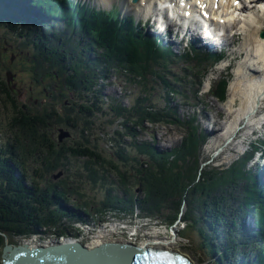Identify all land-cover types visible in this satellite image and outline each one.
<instances>
[{"label": "trees", "instance_id": "obj_1", "mask_svg": "<svg viewBox=\"0 0 264 264\" xmlns=\"http://www.w3.org/2000/svg\"><path fill=\"white\" fill-rule=\"evenodd\" d=\"M34 3L36 7L45 11L46 15L51 18L56 16L58 21H61L63 25L66 24L68 31L72 29L71 27L75 28L72 35L69 32L56 35L61 41L68 37L71 40L68 47L60 50L39 49L34 45V52H31L32 58L42 59L49 65L61 63L63 60V68L59 67L57 71L62 72L63 81L68 85H62L63 94L65 96L73 94L78 101L75 117H78L79 113L86 114V110H89L87 107L89 100L95 105V111H88L89 115L96 116L95 112L101 110V106H98L100 104L98 89H91L92 84L96 83L94 76L98 74L93 68L100 66L102 71L120 67L129 75L138 76L142 89L135 91L137 95L132 100L131 107L138 113L137 115H126L122 110L118 111L112 107L114 111H118L119 116L123 117L122 123L125 127L120 134L130 137L123 142L122 146H118V154L103 150L100 154L75 140V144L65 143L61 159L48 163L45 159L47 152L42 148L45 146L50 149L51 140L44 138L38 141L34 136L31 142L23 144L28 147L27 149H24L22 145L19 149L10 141L0 142V257L5 237L11 236L12 239L15 236H28L34 232H43V227L49 228L53 225L52 223L55 224L56 220L49 215L72 193L68 188L64 189V185L69 184V174L61 175V183L64 184L61 186L53 183V180L52 183L46 184L48 179H44L43 176L53 179L55 171L63 172L66 168L68 170L74 168V173L80 175L82 167H89L90 169L86 171L87 183L95 182L97 186L102 187L100 210L95 213L88 210L81 213L87 215L88 212L87 217L90 221L96 220V216L100 217L101 214L106 215L107 212L113 213L121 209L131 211L133 205L137 204L147 216H159L157 210L161 208H166L167 212L170 210L169 215L160 217L163 221L172 223L178 217L180 206L185 201L187 212L182 216L184 227L197 234L198 247L213 264H239V254L243 257L241 264H264V190L256 187L259 182L252 174L256 172L247 170L244 174L243 161L241 164L228 165L221 170H216L213 166L209 167L211 170L201 169L200 174L197 175L198 135L193 126L186 124L188 129L183 142L174 147L170 153L154 152V146L149 145L147 141L138 142L136 139L138 132L131 131V127L128 126L137 125L136 119L150 121L152 124L175 123L171 119L173 111L168 107L164 110L149 98L154 87H150L149 90L146 88V80L148 77H153L151 75L153 74L162 79L167 91L176 90L169 80L162 77L161 69H158L165 66L169 51H160L158 47L151 46L148 41L134 36L137 32L142 36V33L136 30L134 17L132 15L120 17L115 6L110 10H96L69 0H35ZM18 21L21 19L18 18ZM145 38L151 41L150 37ZM46 41L49 45L51 44V41ZM86 52L90 55V52H93L95 55L89 56ZM199 63L200 61L195 64ZM183 69L188 70V67L184 66ZM46 77L55 82L58 76L52 72L47 73ZM0 84L6 91L5 83L0 82ZM225 84V80L219 84L217 89L219 96L223 95ZM46 105H50L51 110L54 111L51 113L57 118V106L46 103L42 107ZM20 107L24 108V104L20 103ZM118 108L125 109L121 106ZM25 110L19 120V124L24 128L30 130L33 123L39 126L38 123L45 119L42 113ZM58 113L60 114L59 111ZM65 121L71 128L76 129L79 126L69 117ZM126 123L128 125H125ZM29 132L23 131L22 134ZM82 134L79 135L82 136ZM137 151L141 154L140 157L132 155V152L137 154ZM35 152L40 157H36ZM124 154L130 159V163L127 162V158L123 160ZM70 156L85 157L89 164L82 167L71 165L69 164ZM187 158H191L193 163L186 161ZM181 162L185 163L179 166ZM43 165L45 170L41 172ZM159 169H162L161 172H158ZM238 181H243L240 188ZM132 182H134L133 186L139 188L138 195L134 194L137 192L136 187L129 186ZM74 194L84 201L85 193L74 190ZM78 202L82 205V201ZM169 205L172 206L169 207ZM239 210L253 212L257 227V230L253 232L255 235L259 234L257 236L260 240L245 242L246 233L242 231L244 227L239 224L236 214ZM218 225H223L220 231ZM221 235L224 237L222 238ZM239 236L245 237L243 238L245 241L239 240ZM250 244L258 248L251 254Z\"/></svg>", "mask_w": 264, "mask_h": 264}, {"label": "rangeland", "instance_id": "obj_2", "mask_svg": "<svg viewBox=\"0 0 264 264\" xmlns=\"http://www.w3.org/2000/svg\"><path fill=\"white\" fill-rule=\"evenodd\" d=\"M1 3H3L2 0H0V4ZM16 7L18 10L26 11V20H28L29 18L28 13H31L33 16H35L37 20H32L29 23L18 21L19 23L17 22L14 27L15 33L9 29L4 30L3 26L0 25V82H4L5 87L7 88L5 89L6 91H4V86L0 84V141H10L11 143H15L19 149L21 145L24 149H27L28 147L23 144L31 142L32 137L34 136H36L38 141H41V139L44 138L49 141L51 140L49 142L51 146L50 149H47L45 146L42 148L47 152V156L45 157V159L48 161V163H51L50 161L61 159V154L63 153L65 143L73 144L75 140L80 141L82 145L92 148L94 151L100 154H102V150L107 153L112 152L113 154H118V146H122L123 142L127 141L130 137L126 134H120L122 133V130H124L125 126L122 123L123 117L119 116L117 112L119 110H122L126 115L138 114L134 111L133 107H131L130 96H128V98L124 96L126 95L124 92L132 91L133 89L130 88L126 84V82H123V80H121L122 78L114 72H109L108 77H106V80L102 84L100 83L101 80L99 79V76L96 75V77L94 78L96 80V83L92 84L91 89L100 87L98 91L100 93L99 98L103 100L102 103L99 104L101 106V110L96 112V116L89 115L88 117H75V111L78 109L75 99L72 98V96H68L67 98H65V103H63L64 94H60V91H63L64 89H58V86L61 85L62 87V75L57 73L59 82L52 86L51 79H48L47 81L45 78H40L38 74L46 71L49 67L55 70L53 67L45 65V63L41 59H38V61L34 60L39 65V68L36 69L35 72L30 66H28L30 70L23 69L21 68V65H23L21 64V58L17 57L15 54L17 51L32 49V47L30 46L31 43L33 44V46L36 45L39 49L60 50L68 47L71 40L68 37H65V40L62 41L59 38L58 40H48L47 37L49 35H47L46 32H49L52 26V23L48 20L49 16L38 13L35 8H31V6L29 7L22 1H19L14 7H10V12L13 13L17 11ZM138 11L139 12H135L137 17H142V22H144V15L142 14V12L144 11H140L139 8ZM41 12L44 13L45 11L42 10ZM262 19L264 20V18ZM64 25L65 27H68L66 24ZM25 27L30 33V37L27 41L28 43H30V45L21 43L15 36L20 31L24 30ZM144 27L147 29L149 27L151 28L148 31L149 33H152L151 31H156V25L150 21L146 25H144ZM263 30L264 29H261L260 32ZM232 31L229 28L227 34L221 37V39H224L228 44V46L224 48L225 56L218 63L210 66L208 72L205 74L201 86V96L199 95L200 98L197 101H195L194 99H189L188 104H184L182 100L184 96H177L178 94H170L172 98H169L170 105H175L176 103L178 105L176 112L178 117H183L185 119V116H194V123L192 124H197L199 127L198 129L202 133H207V135L205 134L204 138L199 142L197 147L196 155L199 163L197 175H199V170L201 169L205 170L213 166L214 168H216V170H221L225 169L228 165L241 164L243 160L245 161L244 165L242 166V172L244 174H246L247 170L255 171L254 163H256V156L259 153L255 154L254 157L251 158L250 161H248L249 163L244 158H240L239 156L242 155V153L246 149H249L250 151L252 146H256L259 141H262L264 139V125L261 126L260 121H258L259 118L261 120H264V110H260V113L256 112V114L258 113V117L252 121H249V118L245 119L242 115H240V119L236 122V124H233L234 117L230 116L231 113L234 112V110L236 111L238 109L239 106L237 108L236 106L239 104L238 102L241 101L235 98V103L229 105L232 86H236L237 84V82L235 81L240 71V62H243L241 64L244 65L245 59L243 56L244 53L241 52L243 42L245 41L244 34L241 33L240 37L238 38L235 36H231ZM234 31L241 32V30L238 29V25L236 26ZM69 34L72 35V31H69ZM177 38H179V35ZM46 40L51 41V44L49 45ZM24 44L27 46H24ZM183 49H186V40H180L178 48L174 47V51L178 53L182 52ZM238 52H241L240 57L235 56V54ZM10 53H12V61L10 60ZM222 54H224V52H222ZM62 58L63 57L61 55V59ZM62 61L63 60H61V63ZM182 62L184 61L181 59H176L174 63L169 64L163 72V74L168 78L170 74V79L174 78L175 76L179 78L177 85L180 84L179 81H182L183 78L192 79V75L190 73H186L181 70L183 68V65H181ZM61 63L54 64L55 68H58L59 66L62 67ZM205 63H208V61H206ZM247 63L248 62H246L245 65ZM249 66L251 68H256V66L251 64ZM191 70L201 71L202 66L193 64ZM242 72L244 73V71ZM224 77L228 81L227 91L226 94L225 92H223L221 100H217L210 94L209 90L211 87H214L215 82L218 78L222 79ZM6 79L9 80V82H7ZM154 79L160 80L156 77H154ZM38 82H41L42 84H37ZM184 83L186 84V81ZM12 84H15L16 87H13ZM42 85L45 88L42 89ZM152 85L155 86V88L154 90H152V94H149V98L157 102L164 103L163 98L166 93V89L158 88L156 87L155 83L151 82H148L146 84V88L149 90L150 86L152 87ZM182 85L185 88L183 89V91H185V93H187L188 95L193 94L198 88L195 87L194 89V87H192V84ZM194 85L197 86L196 83ZM20 103L24 104V108L20 107ZM46 103H52L55 106L57 105L58 108H61L60 114L69 116L72 121H75L79 125L78 128H71L69 125H67V121L65 120L68 117L60 115L58 111H56L58 117L61 116V118L54 117L51 113L54 111L51 110L50 105L42 107V105ZM257 105H264V101L262 99H259ZM119 106L124 107L125 109L118 108ZM112 107L118 109V111H114ZM88 108L89 110H91L90 106H88ZM220 108L223 112L222 116H228L227 123L225 124L226 126L221 125L224 124L225 118H220ZM25 109L33 113H42L45 117L44 120L47 123L44 120L41 121V123H38L39 126L34 125L33 123V126L30 130L22 127L19 124V120L21 118V115H24L22 113L26 111ZM250 113L248 114V117L250 116ZM253 117L254 115L252 116V118ZM136 120L137 125L134 124L135 126L133 125V127L132 125H128V123H126L125 125L130 126L131 131L136 130L138 132L136 136L138 142H142L143 140H145L149 145H154V152L156 151L157 153L158 149L166 150L180 145L187 133V128L182 124L181 119H178L179 122H167L163 124H152L150 121H144L143 119ZM230 123L232 128L235 125L240 126V131H234L236 135L233 134V130H228ZM30 124L31 123H29V125ZM140 125L143 127H141ZM36 127H41L42 129L40 130ZM254 129H257L255 134L251 133V131ZM61 130L66 133L70 131V135L68 134L67 136H63L62 139L59 140L58 133H61ZM213 130H215V134L211 133ZM23 131L30 132L23 135ZM224 131H227L228 134L231 132V135L227 138V135L221 138V135ZM80 133H83L82 136L79 135ZM215 144H218V146H215ZM218 152H220L219 155H217ZM34 155L36 157H40L36 152L34 153ZM132 155H137L138 157L141 156L138 151L137 154L136 152H132ZM126 158L128 159L127 155L124 154L123 160ZM41 159L43 161V153L41 154ZM186 161H188L189 163H193L191 162V158H187ZM127 162L130 163V159H128ZM184 163L185 162H181L179 166ZM69 164H75L79 167H82L85 164H89V162L85 157L70 156ZM261 166L263 165L261 164ZM87 169L89 170L90 168L82 167L80 175H76V173H74V168L69 170L66 168L65 170H63L64 173L60 172L61 170L59 172L55 171L53 174H55L56 177H53V179H49L48 177L43 176L44 179H48V181H46V184L52 183L53 180V183L61 186L64 185L63 183H61V175L69 174V184L64 185V189L68 188V190L72 192L69 198H67L66 200L68 202H66L65 200L64 202L61 201V206L54 209L52 214L49 215L51 218L56 220V223H52L53 225H50L49 228L43 227L45 233L24 238L15 236L12 239L11 236H7V238L4 239L5 243H7L8 241V243H11L13 245L26 244L30 247L34 245H47L52 240L62 241L64 238H72L75 241H80V243L86 247H93L95 246V244L99 245L102 242L99 241L100 239H103L104 241L113 240L132 242L135 244L153 241L155 244L159 245L162 241V238L164 239L168 236L169 239L174 242L175 246L183 248L184 252H190L192 255H195L198 264H205L200 263L202 252L200 251L201 248L198 247L199 238H197V234L183 227L182 216L183 213L185 214V212H187L185 201H183V203L181 204L180 212L178 215L181 219V222L172 225L173 230H176V232L181 231L180 234L178 233V237L172 235L173 232L170 228H166L165 224L169 222L163 221L160 217L169 215L168 213L170 212V210H168L167 212V210H165L166 208H161L157 210L159 211V216H147L143 214L145 212H143L137 204L133 205L134 207L131 211L126 210L129 216L125 212H123L125 210L122 209L118 210L115 215L107 212L104 216L103 214H101L100 217L102 218L95 215L97 219L93 221L95 225H93L92 227L90 225L89 227L84 226V224L81 222L87 220V218L85 217H87L89 213L87 212V215L83 213L82 215V211L88 210L91 213H95L101 208L100 193L102 187L97 186L95 182L92 184L87 183ZM44 170L45 165H43V168H41L40 171L42 172ZM161 170L162 169H159L158 172H161ZM207 170L211 169L209 168ZM133 185L134 182L129 184V186ZM238 185L239 188L242 187L243 181H238ZM261 186L262 185H260V187ZM133 187L135 188L136 186ZM74 190L78 193H85V203L78 197V195L74 194ZM136 191L137 192H134V194L138 195V187H136ZM78 201H82V205L78 204ZM171 206L172 205H169V207ZM141 214L145 216L143 218L138 217L141 216ZM133 216L134 218H132ZM208 225L210 228L209 222ZM218 228L220 231V229L223 228V225H218ZM165 229H167L169 232L167 233ZM174 245L173 247H175Z\"/></svg>", "mask_w": 264, "mask_h": 264}, {"label": "bare ground", "instance_id": "obj_3", "mask_svg": "<svg viewBox=\"0 0 264 264\" xmlns=\"http://www.w3.org/2000/svg\"><path fill=\"white\" fill-rule=\"evenodd\" d=\"M97 1L101 2L100 6H102V3L104 4V6H107L108 5L107 2L109 0H97ZM124 1L129 7H131L133 5L140 6L141 9L144 12H146V8H150L151 6H153V0H148V1L147 0H138L135 4L131 3L130 0H124ZM244 2H246V1L235 2L236 4L231 2L228 5L221 7L220 11L222 13H224V14H222V15H220L218 17V19L220 17H222L224 20H229L230 21L231 19L234 18L235 14H241V13L245 14V16L243 14V17L241 15H238V16L236 15V18H237V21H238V24H239L238 25V29L241 30V32L236 31L234 33V36L238 37V38L240 37L241 33L244 34L245 41L243 42V47L241 48V52L244 53L243 56H244L245 59H244V65L241 64L243 62H240V65H239L240 66L239 67L240 71H239L238 76L236 77V81H235V82H237V84H236V86H232V89H231V95L230 96L232 97V99L230 97V104L229 105L235 103V98L241 100V101L238 102L239 104L236 106V108L239 106L238 109L236 111L234 110V112H232L231 115H230V116L234 117L233 118V124H236V122L239 121L240 115H248L250 112H251L250 116L251 115L252 116L255 115V109L258 106L257 105L258 104L257 100L258 99H262L264 101V95H262L263 92H264V36L262 37L259 34L260 30L264 29V27H263L264 26V20L260 18V15L264 16V9H263L264 1L263 0H255L253 6L245 5V4H243ZM172 4H173L172 6L174 8L175 7L174 3H172ZM61 6H63V5L61 4ZM32 7H33V5H32ZM260 9H262V10H260ZM175 11H174V13H178L179 10L175 9ZM179 15H181V13ZM217 15L218 14H215L213 16H217ZM1 16L2 17H6V15H1ZM234 22H235V18H234ZM162 23H166V22L163 21ZM167 24L173 29H175V27H178V22H174L173 24L171 22H169ZM191 25H193V24H190V26ZM48 26H49V24H48ZM170 40L171 41L173 40L172 37H170ZM172 45H173L172 43L168 42V46H169L170 49L172 48ZM92 49H95V48L92 47ZM241 52L236 53L235 56L236 57H240L241 56ZM237 54H238V56H237ZM57 56H59L58 52H57ZM75 56H77V55H75ZM246 62H248V66L250 64L256 66V68L254 70L251 69V68L248 69L249 72H250L249 75H245L242 72V71H244V68H245L244 66H245ZM62 78H63V76H62ZM245 81H247V82H245ZM61 83H62V85L68 86L66 84V82H64V81L61 82ZM263 106L264 105L258 106V108L256 109V112L260 113L261 112L260 110L264 109ZM221 110L222 109L220 108V115L219 116H220V118L221 117L225 118L224 119L225 121H224V124H221V123L220 124L226 126L225 124L227 123L228 116H226V117L222 116L223 112ZM258 121H260V123L263 122V120H261L260 118H259ZM246 125H248V124H246ZM248 129H249V127H248ZM238 131H240V130H237L236 132H238ZM211 133L215 134L216 132L212 131ZM211 133H210V135H211ZM233 134L236 135L235 132ZM230 135H231V132L228 134L227 131H224L222 133V135H221V138L224 137V136H226V138H227ZM206 137H208V136H206ZM215 146H218V144L217 145L215 144ZM162 152L163 153H170V152H166L165 150H162ZM199 174H200V172H199ZM251 219H253V218H251ZM243 221H245V220H243ZM165 225H166L167 229L170 228L168 224H165ZM250 225H252V224H250ZM167 229H165V230L168 233L169 231ZM171 231L173 232L172 233L173 236L178 237V234L174 230L171 229ZM257 235H259V234H257ZM246 239H247L246 241L250 240L249 237H247V236H246ZM99 241H104V240L100 239ZM172 242L173 241H171L169 239V237L167 236L164 239L162 238V241L160 242L159 246H157V248L158 249H163V250H166V249L170 248L168 250L174 251L175 260H174L173 264H180V262H181V261L177 262L179 257L176 254V252L180 253L185 259H187V261H189L190 264H194V263L198 264L197 261H196L195 255H192L190 252H184L183 248H180L179 246H175L174 242L173 243ZM249 242H251V240ZM154 244L155 243L153 241H151V242H141L138 245H142V246H145V247L148 246V249H150V248H152L154 246ZM173 245L175 247H173ZM42 249H44V248H42ZM255 249H256V245L252 244L249 247L250 254L252 252H254ZM238 258H239V264H241L243 262L242 255L239 254ZM136 259H137V257H136ZM200 263L210 264L211 261H209L205 256H203L201 258V262Z\"/></svg>", "mask_w": 264, "mask_h": 264}, {"label": "water", "instance_id": "obj_4", "mask_svg": "<svg viewBox=\"0 0 264 264\" xmlns=\"http://www.w3.org/2000/svg\"><path fill=\"white\" fill-rule=\"evenodd\" d=\"M261 35L264 36V32ZM68 134L70 131L66 133L61 130L59 140ZM142 252L137 245L126 246L114 242H103L94 247L62 242L44 249L24 245L13 247L9 244L3 248L6 258L12 259L11 264H138Z\"/></svg>", "mask_w": 264, "mask_h": 264}]
</instances>
